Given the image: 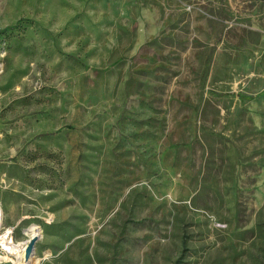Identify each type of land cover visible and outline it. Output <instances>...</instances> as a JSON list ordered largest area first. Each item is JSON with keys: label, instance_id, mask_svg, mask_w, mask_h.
<instances>
[{"label": "rangeland", "instance_id": "obj_1", "mask_svg": "<svg viewBox=\"0 0 264 264\" xmlns=\"http://www.w3.org/2000/svg\"><path fill=\"white\" fill-rule=\"evenodd\" d=\"M0 120L41 264H264V0H0Z\"/></svg>", "mask_w": 264, "mask_h": 264}, {"label": "crops", "instance_id": "obj_2", "mask_svg": "<svg viewBox=\"0 0 264 264\" xmlns=\"http://www.w3.org/2000/svg\"><path fill=\"white\" fill-rule=\"evenodd\" d=\"M21 126V125H20ZM21 129V130H20ZM13 129L12 126H7L4 120H0V207L2 211V219L4 224V215H10L12 219V224L6 227H17L15 232V237L18 238V230L23 235L24 232H30L31 226L37 225L40 227L41 232L43 228L50 229L57 223H65L67 219H60L52 213V219L47 223L46 220H40V224L31 221L29 226L24 227V223L27 220H33L37 218H45L40 216V211H38L37 204L35 203L37 198L41 196L43 191L36 188L32 189L30 187L29 178L32 175V166L35 164L28 161L23 154V145H18L13 141L15 137L21 135L22 133H27L25 128ZM24 130V131H22ZM36 144L32 147H26L25 151L29 149H37ZM44 148V147H42ZM48 151L59 150L58 148L53 149L50 147L45 148ZM27 153V152H26ZM46 192V191H44ZM43 209V208H42ZM5 212V213H4ZM15 220V222H14ZM22 225V226H21ZM30 230V231H29ZM42 236L40 239H42ZM24 237L17 239L21 240ZM36 244L35 254L38 255V243ZM44 258L42 259V261Z\"/></svg>", "mask_w": 264, "mask_h": 264}, {"label": "built area", "instance_id": "obj_3", "mask_svg": "<svg viewBox=\"0 0 264 264\" xmlns=\"http://www.w3.org/2000/svg\"><path fill=\"white\" fill-rule=\"evenodd\" d=\"M0 264H14L13 261H20L21 264H29L26 260V248L33 232H24L25 239L16 240L15 232L17 227H5L2 224V211L0 209ZM50 223L49 220L46 221ZM25 246V247H23ZM14 249L19 251V254L14 253Z\"/></svg>", "mask_w": 264, "mask_h": 264}, {"label": "bare ground", "instance_id": "obj_4", "mask_svg": "<svg viewBox=\"0 0 264 264\" xmlns=\"http://www.w3.org/2000/svg\"><path fill=\"white\" fill-rule=\"evenodd\" d=\"M0 209H1V207H0ZM31 231L33 232L34 235H37L39 237H41V235H42L41 229L37 225L31 226ZM23 247H25V246H23ZM27 248L25 250H27ZM14 253L20 255L19 251L17 249H14ZM33 253H34V256L30 258V260H29L30 263L29 264H41V260L36 257L35 250L33 251ZM15 264H21V263H20V261H15Z\"/></svg>", "mask_w": 264, "mask_h": 264}, {"label": "water", "instance_id": "obj_5", "mask_svg": "<svg viewBox=\"0 0 264 264\" xmlns=\"http://www.w3.org/2000/svg\"><path fill=\"white\" fill-rule=\"evenodd\" d=\"M40 240V237L39 236H37V235H34L32 238H31V240H30V242H29V244H28V248H27V250H26V256H25V258H26V260L30 263V258L31 257H33L34 256V253H33V251L35 250V248H36V244H37V242Z\"/></svg>", "mask_w": 264, "mask_h": 264}]
</instances>
